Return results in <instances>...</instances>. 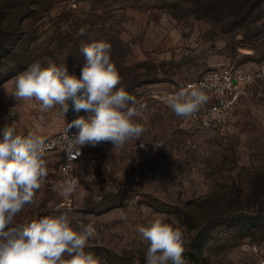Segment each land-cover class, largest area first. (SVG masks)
I'll return each mask as SVG.
<instances>
[{
    "label": "rangeland",
    "instance_id": "rangeland-1",
    "mask_svg": "<svg viewBox=\"0 0 264 264\" xmlns=\"http://www.w3.org/2000/svg\"><path fill=\"white\" fill-rule=\"evenodd\" d=\"M209 3L55 0L30 25L34 61L42 67L66 64L78 78L85 63L82 46L110 43L120 86L136 98L137 115L132 119L146 131L123 148L108 142L86 146L75 170L78 187L69 198L53 187L58 157L44 156L46 180L35 203L16 215L12 227L68 211L73 228H95L86 251L100 257L102 264H146L147 242L138 227L162 218L183 231L187 264H264V238L256 229L239 230L231 222L210 228L206 214H213L212 206L207 211L204 204L191 203L226 191L224 217L232 219L242 212L231 201L247 187L246 169L262 163L264 86L251 88L222 130L186 125L166 103L171 90L212 68L229 62L264 67V3L254 22L239 27L232 24V16L217 18L203 9ZM81 27H86L84 35H78ZM28 67L0 80V140L5 125L14 124L22 136L45 138L78 116H88L83 110L73 111L71 101L64 116L59 105L41 112L34 99L16 100L15 78ZM145 72L154 74L145 78L140 75ZM190 216L193 226L185 222ZM204 235L208 238L200 246Z\"/></svg>",
    "mask_w": 264,
    "mask_h": 264
},
{
    "label": "clouds",
    "instance_id": "clouds-1",
    "mask_svg": "<svg viewBox=\"0 0 264 264\" xmlns=\"http://www.w3.org/2000/svg\"><path fill=\"white\" fill-rule=\"evenodd\" d=\"M85 31L86 27H81L78 35H84ZM81 52L85 63L79 78L69 73L66 64L49 63L42 67L36 61L15 78L14 98L38 101L41 112L59 105L64 116L71 101L73 111L88 113L66 126L65 150L69 155H80L85 146L96 147L103 142L123 148L132 140L139 141L146 129L132 119L137 115L136 98L120 86L121 77L111 60L110 43L94 41L83 45ZM207 99L196 85H189L170 95L166 103L176 116L190 118ZM72 128L78 131L69 136ZM2 133L0 264H102L100 257L86 251L95 228L91 224L73 228L68 211L11 226L26 205L35 203V195L46 180L44 155L49 146L40 136L17 134L14 124L5 125ZM78 183L75 178L66 180L61 185V195L69 198ZM138 233L147 242L146 264H187L180 227L156 218L146 226H139Z\"/></svg>",
    "mask_w": 264,
    "mask_h": 264
},
{
    "label": "trees",
    "instance_id": "trees-1",
    "mask_svg": "<svg viewBox=\"0 0 264 264\" xmlns=\"http://www.w3.org/2000/svg\"><path fill=\"white\" fill-rule=\"evenodd\" d=\"M209 1L210 3L203 9L211 14H217L215 15L217 18L223 15L232 16V24L237 27L254 22L259 17V11L264 3V0ZM53 4H55V0H0V80L12 76L15 72L35 62V55L30 43V35L33 31H30L29 28L33 22L43 16L45 8L52 7ZM207 11L204 13L206 16L208 15ZM143 74L145 78H148L154 73L145 72L140 75ZM140 75H136L135 79H139ZM246 177L247 187L242 186V191L236 201H231L232 204L240 205L242 212L232 219L224 217L226 203L223 204V201L226 191L219 197L209 195L202 201H192L191 203H194V206L204 204L203 208L205 210L207 208V211L212 206L213 214L209 216L206 212V218L211 222L210 228L231 222L239 230L256 229L261 234L260 238H264V155L262 163L246 169ZM230 204L228 203V205ZM185 222L193 226L194 219L190 216ZM207 238L208 235L199 238L200 246ZM199 254H201V250H199Z\"/></svg>",
    "mask_w": 264,
    "mask_h": 264
},
{
    "label": "built area",
    "instance_id": "built-area-1",
    "mask_svg": "<svg viewBox=\"0 0 264 264\" xmlns=\"http://www.w3.org/2000/svg\"><path fill=\"white\" fill-rule=\"evenodd\" d=\"M189 85H196L208 97L200 110L190 118L176 116L182 123L201 129L222 130L232 122L236 111L254 86H264V67L249 66L239 62H229L208 70L203 75L185 81L179 87L171 90L167 98ZM65 130L45 137L49 146L45 155H55L59 159L58 178L54 181V189L61 193V185L69 178H75V170L81 161L86 146L80 155H69L65 150ZM78 130L72 128L68 135H74ZM74 193V192H73Z\"/></svg>",
    "mask_w": 264,
    "mask_h": 264
}]
</instances>
